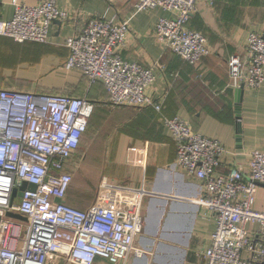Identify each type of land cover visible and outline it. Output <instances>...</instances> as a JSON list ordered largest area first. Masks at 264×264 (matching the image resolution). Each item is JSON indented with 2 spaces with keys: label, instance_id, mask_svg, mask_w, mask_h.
<instances>
[{
  "label": "built area",
  "instance_id": "obj_1",
  "mask_svg": "<svg viewBox=\"0 0 264 264\" xmlns=\"http://www.w3.org/2000/svg\"><path fill=\"white\" fill-rule=\"evenodd\" d=\"M198 1L136 0L134 5L137 12L162 8L176 13L158 20L155 35L191 65L209 54L206 35L188 27ZM13 4V17L0 20V36L17 42L47 43L52 23L69 19L58 0ZM129 23V18L90 19L67 38L65 67L82 71L92 83L102 81L113 106L160 111L162 102L146 93L155 81L154 70L121 55ZM227 65L231 86H263L264 36L250 33L245 54H232ZM95 105L86 96L0 89V264H48L58 257L73 264H94L98 258L118 264L131 255H144L135 246L144 229L143 201L149 193L143 186L104 181L88 208L67 202L74 158ZM163 121L176 143L175 165L200 181L196 202L216 221L205 264H264V209L254 208L258 184L264 183V150H252L245 162L218 173L228 152L218 139L195 132L182 116ZM22 182L36 188L13 199V190L20 191ZM8 211L28 221L9 217Z\"/></svg>",
  "mask_w": 264,
  "mask_h": 264
},
{
  "label": "crops",
  "instance_id": "obj_2",
  "mask_svg": "<svg viewBox=\"0 0 264 264\" xmlns=\"http://www.w3.org/2000/svg\"><path fill=\"white\" fill-rule=\"evenodd\" d=\"M21 1L33 5L42 0ZM135 2L58 0L59 9L67 11L69 19L52 23L49 42L21 43L0 36V89L56 90L86 96L96 103L79 150L81 153L84 146L87 158L100 166L90 178L98 187L109 181L143 186L149 192L143 201L144 229L135 239V246L145 253L118 264H205L204 252L211 245L216 221L196 202L202 192L200 181L175 165L176 143L163 120L182 116L195 132L218 139L228 150L218 173L245 162L250 151L264 150V85L244 88L239 120L238 88L229 84L227 65L232 54H245L250 33L264 36V0H199L188 27L206 35L209 54L197 65L189 64L155 35L158 20L173 18L176 13L162 8L137 12ZM14 9L13 0H0V20L11 19ZM95 17L116 22L130 19L120 52L126 61L154 70L155 81L146 93L156 103L162 102L160 111L113 106L102 81L92 83L82 71L65 67L70 53L67 38ZM23 50L42 53L40 69L20 56ZM85 168L77 169L88 174ZM117 177L123 181L117 182ZM73 182L67 202L88 208L92 203L84 205L76 198ZM254 208L264 209V186L258 185ZM95 263L111 264L98 259ZM48 264L73 263L58 257Z\"/></svg>",
  "mask_w": 264,
  "mask_h": 264
},
{
  "label": "rangeland",
  "instance_id": "obj_3",
  "mask_svg": "<svg viewBox=\"0 0 264 264\" xmlns=\"http://www.w3.org/2000/svg\"><path fill=\"white\" fill-rule=\"evenodd\" d=\"M20 56L24 58L27 62H31V64H34L35 67H38V69L41 68V65L39 64L41 60L42 53L37 52V50H34L32 52L27 51H20ZM30 64V63H26ZM56 91V90H55ZM52 93H56V92ZM80 150V149H79ZM84 146L81 148V153L78 151L74 158V165H76L77 168H80L82 166H86L85 169H87V173L83 172V169H77L74 167V182L72 185V192L75 194L76 198L84 205H88L90 203H93V201L96 199L98 194V182L96 180L91 179L90 177L95 176V172L99 166L97 162H95V159L93 161L89 160L90 158H87L86 151H84ZM86 164V165H85ZM88 166L91 168H88ZM76 169L78 170L77 172ZM89 176V177H88ZM117 182H122L119 177L115 178ZM100 185V183H99ZM80 207V206H79ZM25 225L22 228V234L25 233ZM98 260L110 262L107 259L104 258H98ZM111 264H117L112 263ZM96 264V263H94Z\"/></svg>",
  "mask_w": 264,
  "mask_h": 264
},
{
  "label": "water",
  "instance_id": "obj_4",
  "mask_svg": "<svg viewBox=\"0 0 264 264\" xmlns=\"http://www.w3.org/2000/svg\"><path fill=\"white\" fill-rule=\"evenodd\" d=\"M243 94H244V86H241L240 88L237 89V100H238V118L239 120L241 119L240 117V112H241V102H242V97H243ZM258 185H261V186H264V183H259ZM36 188V185L33 184V183H29V182H22V185L20 187V191H17V189H14L13 190V193H12V198L14 199L17 195L18 196H23V191L25 189H35ZM7 215L9 217H12L14 219H17V220H21V221H28V218L19 214V213H16V212H12V211H8L7 212Z\"/></svg>",
  "mask_w": 264,
  "mask_h": 264
}]
</instances>
